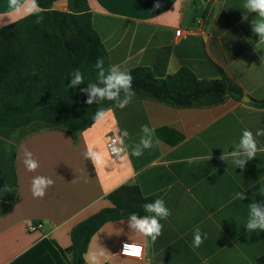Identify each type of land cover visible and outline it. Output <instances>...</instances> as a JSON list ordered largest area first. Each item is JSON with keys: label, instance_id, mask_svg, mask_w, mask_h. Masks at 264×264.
Here are the masks:
<instances>
[{"label": "crops", "instance_id": "0c3cea01", "mask_svg": "<svg viewBox=\"0 0 264 264\" xmlns=\"http://www.w3.org/2000/svg\"><path fill=\"white\" fill-rule=\"evenodd\" d=\"M20 2L17 10L9 0H0V28L29 15L26 0ZM88 3L111 66L118 65L120 71L148 67L158 78L188 68L207 81L219 78L218 66L244 96L214 104L205 100L194 107L132 99L123 109L115 105L106 110L76 137L44 126L0 128V264H10L45 238L54 249H67L73 227L113 207L109 195L125 185H136L143 196L159 195L165 202L171 215L160 221L162 235L152 241L134 233L128 218L108 222L92 237L86 264L255 262L264 254V231L248 232L245 225L248 203L264 202V151L243 170L231 157L220 159L234 150L243 130L255 134L264 129V107L253 104L264 101V42L251 27L255 14L241 23L244 0H160L158 9L156 0ZM145 124L155 130L154 147L137 158L131 150ZM123 130L129 133V155L118 159L107 144ZM256 141L264 148V136ZM89 145L104 154L96 167L84 158ZM25 149L39 161L34 172L23 165ZM38 175L54 181L43 198L31 191ZM242 191L246 200L233 199ZM196 228L207 234L199 248L193 247ZM123 242L142 244L143 257H122Z\"/></svg>", "mask_w": 264, "mask_h": 264}, {"label": "trees", "instance_id": "16d2710c", "mask_svg": "<svg viewBox=\"0 0 264 264\" xmlns=\"http://www.w3.org/2000/svg\"><path fill=\"white\" fill-rule=\"evenodd\" d=\"M61 2H65V10L56 7ZM38 4L43 10L41 23L35 22L36 16L28 15L0 28V128L44 126L76 137L96 121L98 108L106 111L116 105L99 100L88 105V94L80 90L89 83L98 84V57L103 58L108 74L109 53L94 28L88 0H38ZM76 69L83 74L84 82L68 88ZM216 70L219 78L207 81L188 68L164 78L156 77L148 67L130 69L134 77L132 99H151L176 107H194L205 100L214 104L227 97L241 100L243 90L220 67ZM253 104L264 107V101L253 100ZM109 197L113 207L73 227L70 247L56 250L45 238L10 264H86L85 254L97 231L108 222L127 219L131 213L149 215L143 205L159 195L143 196L136 185H125ZM251 264H264V254Z\"/></svg>", "mask_w": 264, "mask_h": 264}, {"label": "clouds", "instance_id": "9594fccd", "mask_svg": "<svg viewBox=\"0 0 264 264\" xmlns=\"http://www.w3.org/2000/svg\"><path fill=\"white\" fill-rule=\"evenodd\" d=\"M10 7L13 9H19L21 6L20 0H9ZM26 11L29 15L36 16V23H41L43 16L41 15L42 9L38 4V0H26ZM162 5L160 0H156L154 8L158 9ZM243 15L241 17V23L248 21V15L255 14V17L251 21V27L254 33L258 34L260 41L264 42V0H244ZM104 60L98 57L95 67L99 69L98 77L99 82L89 83L87 88L80 89L82 92L88 94V99L85 101L88 105H92L97 100L99 101H114L116 106L123 109L125 108L135 96V92L132 90V81L134 77L129 74V71H120L118 65H112L108 74L105 75L103 69ZM70 83L68 88H76L78 85L84 82V76L79 69H76L71 74ZM103 85V86H99ZM121 91L124 93L123 99H121ZM105 116V110L98 108L95 113V119L100 120ZM141 136L138 144L132 147L131 155L139 158L143 155L144 150L154 147L155 130L149 127L147 124L141 125ZM264 136V129L257 130L253 134L250 130H243L239 143L234 146V150L227 155L224 153L220 159L227 162L231 157L232 163L241 170H243L246 164L256 158L258 151H264V148L258 146L256 137ZM129 137L127 130H123L113 139H111L110 154L118 159L126 158L129 155V146L125 144V138ZM23 165L29 172H34L39 168V161L33 158V154L27 149L23 152ZM85 159H90L95 167L104 161V154L93 145H89L84 153ZM211 159V157H210ZM193 159L189 158L188 163H192ZM54 181L45 176H35L31 182V191L34 197L43 198L46 195V191L53 185ZM4 190L6 192H12L10 186L5 185ZM248 197L245 192H237L234 194L233 199L244 201ZM143 209L146 213L151 215H138L131 213L128 216L129 229L144 237H150L152 241H155L162 235L163 224L161 220L167 219L171 215L170 209L166 206L162 199H156L153 202L145 203ZM249 216L246 222V229L248 232H262L264 231V202H256L253 200L248 203ZM207 238L206 233H202L199 228H196L193 233V247L199 248L204 240ZM141 253V247L136 244H125L124 255L139 256ZM95 259V258H94Z\"/></svg>", "mask_w": 264, "mask_h": 264}, {"label": "built area", "instance_id": "2783aa9c", "mask_svg": "<svg viewBox=\"0 0 264 264\" xmlns=\"http://www.w3.org/2000/svg\"><path fill=\"white\" fill-rule=\"evenodd\" d=\"M182 35V30H178L177 31V36H181ZM109 150H110V147H111V140L108 142L107 144ZM125 244H136V245H139L141 247V253L139 256H135V255H124V246ZM119 254L122 256V257H126V258H132V259H141L143 257V254H144V246L140 243H135V242H123L120 246V249H119Z\"/></svg>", "mask_w": 264, "mask_h": 264}, {"label": "rangeland", "instance_id": "374dc122", "mask_svg": "<svg viewBox=\"0 0 264 264\" xmlns=\"http://www.w3.org/2000/svg\"><path fill=\"white\" fill-rule=\"evenodd\" d=\"M58 7H59V8H64V7H66L65 2H61V3H59Z\"/></svg>", "mask_w": 264, "mask_h": 264}]
</instances>
